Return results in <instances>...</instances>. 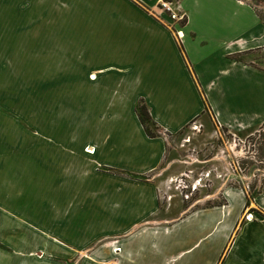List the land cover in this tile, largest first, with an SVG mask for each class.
<instances>
[{
  "label": "crops",
  "instance_id": "0c3cea01",
  "mask_svg": "<svg viewBox=\"0 0 264 264\" xmlns=\"http://www.w3.org/2000/svg\"><path fill=\"white\" fill-rule=\"evenodd\" d=\"M159 2L28 3L40 17L31 11L35 19L29 12L26 19L40 25L25 20L16 28L41 33H26L19 44L24 56L17 51L9 60H24L33 77L45 79L42 132L0 134V237L40 242L12 248L9 256L36 252L40 264H264V190L248 206L243 190L232 187L224 192V205L195 203L168 215L151 175L166 152L164 135L202 117L205 107L216 124L232 131L264 123V70L231 57L264 47V19L243 0H175V13L186 20H167L156 9ZM70 28L80 32L72 40L84 63L65 68L56 45H64ZM34 64L39 69H28ZM49 79L57 82L58 95L73 89L72 105L57 95V114L59 107L75 111L90 135L43 132L45 99L55 94ZM140 102L160 127L158 136L146 135L136 112ZM17 149L28 150L25 167Z\"/></svg>",
  "mask_w": 264,
  "mask_h": 264
},
{
  "label": "rangeland",
  "instance_id": "374dc122",
  "mask_svg": "<svg viewBox=\"0 0 264 264\" xmlns=\"http://www.w3.org/2000/svg\"><path fill=\"white\" fill-rule=\"evenodd\" d=\"M166 1L170 2L172 11L175 12L173 8L175 0H160L156 9L160 10L163 18L170 20L172 19L169 15L171 11L162 6V2ZM243 1L254 5L256 11L264 19V0ZM29 2L30 0H3V4H1L3 7L0 8V134L2 136L12 137L16 134L21 137L32 130L33 133H39L40 136L42 132L40 87L45 79L33 77L32 73L35 72L26 69L24 60H9L10 56L14 57L15 53L17 55V51L18 58L24 56V48L23 46L19 47V44L23 43L22 40L25 39L26 33L29 37L40 36L41 31L36 30L37 28L33 30L34 33L16 28V26L25 25L27 22L25 20H29L30 27L40 25H33L30 18L26 19L27 12H29V16H32L31 11H35L32 4L28 5ZM35 16L39 19L38 11H35ZM82 32L87 34L89 31L84 29ZM65 33L64 45H56L59 47V56H63L60 61L63 64L62 67L83 66V59H79L75 54L78 49L74 47V40H72L74 34L78 36L77 34L80 32L70 28L65 30ZM14 42L18 44L16 50ZM56 46L54 48H57ZM51 55L56 57V51H53ZM251 57L262 59L264 51H257L245 58ZM84 58L85 62L89 64L88 57ZM260 63L263 65L264 61L260 60ZM50 66L54 65L50 64ZM29 68L39 69V67H35V64ZM56 83V81L51 82V79L47 82L49 89L55 94L49 92L45 99L49 109L44 113L48 124H45L43 132L51 136L55 128L65 136L75 133L90 135L91 128L88 125H80L75 118V111L59 107L57 114ZM53 88L55 89L52 90ZM63 91V95H58L60 103L72 105L74 94L71 85L65 87ZM14 117L22 123L15 125ZM39 136H35L37 140H40ZM164 136L167 142L164 158L160 166L151 174L155 176L160 187V209L164 214H173L180 208L188 209L195 203L198 206L220 202L225 199V190L232 188L233 185H242L246 189L242 190L246 193L247 185L255 180L258 186L261 179L264 178V155L261 153L264 150V123L246 131H232L216 124L210 113L205 112L202 117L192 120L184 127L181 133ZM0 140L3 139L0 137ZM4 143L8 145V142ZM54 143L50 141L49 145ZM27 151L16 150L21 167H25L23 163L29 161L26 156ZM35 165L39 166V163H35ZM28 196L25 195V197ZM247 211L248 209L244 213ZM248 214L245 215V219H250ZM27 241L30 242V245ZM39 242V239L25 237L11 239L2 235L0 237L1 264H14L12 259L14 256L17 257V261L21 260V264H40L35 263L36 259L41 258V254L36 252L33 254L17 253L10 256L8 253L12 248L25 249L27 247L25 243L30 248ZM9 244H12L11 248Z\"/></svg>",
  "mask_w": 264,
  "mask_h": 264
},
{
  "label": "trees",
  "instance_id": "16d2710c",
  "mask_svg": "<svg viewBox=\"0 0 264 264\" xmlns=\"http://www.w3.org/2000/svg\"><path fill=\"white\" fill-rule=\"evenodd\" d=\"M257 14H258V16L260 18H262L259 13H257ZM185 20H186V18L183 17L182 22H185ZM260 50L264 51V47H262ZM260 50L252 51V54H254V53H256L257 51H260ZM245 54H246V52L245 53H235L231 57L233 59L237 60V61L248 63V64H250L253 67H256L258 69L264 70V63H263V65L260 63V60H262V62H263L264 58L259 59V60H258V58H254V57L253 58L252 57L251 58H245V56H244ZM136 112H137L139 120H140V122H141V124L143 126V129H144V131H145L147 136L155 137V136H158L161 133L160 127L152 119V117L149 114L148 108L146 107V105L143 102L138 103V105L136 107ZM205 112H208L207 107H205ZM208 113H210V112H208ZM223 128L225 129V127H223ZM181 131H179L176 134L181 133ZM261 153H262V155H264V150ZM233 187H237V188H241L243 190H246L242 185H238V186L237 185H233ZM247 189L248 190L245 193L246 206L249 205V202L254 198V196L256 194H258V193H260V192H262L264 190V178L261 179V182H260V184L258 186H257L256 181L254 180L253 183H250L249 185H247ZM224 204H226V200L225 199H223L222 201L217 202V203L206 204L205 206L224 205Z\"/></svg>",
  "mask_w": 264,
  "mask_h": 264
},
{
  "label": "built area",
  "instance_id": "2783aa9c",
  "mask_svg": "<svg viewBox=\"0 0 264 264\" xmlns=\"http://www.w3.org/2000/svg\"><path fill=\"white\" fill-rule=\"evenodd\" d=\"M162 6H163V8L164 9H166V10H169V11H171V13L169 14L170 15V17L172 18V19H183L181 16H179L177 13H175V12H173L172 11V8H171V6H170V2H168V1H166V2H162ZM177 36L178 37H182V35H181V32L180 31H177ZM248 216L250 217L251 215H250V213L248 214ZM248 219V218H247Z\"/></svg>",
  "mask_w": 264,
  "mask_h": 264
}]
</instances>
